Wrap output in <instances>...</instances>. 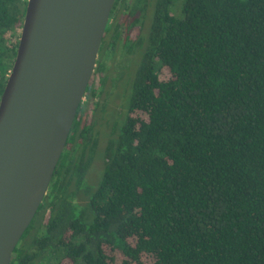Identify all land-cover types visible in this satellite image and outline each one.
Here are the masks:
<instances>
[{"label": "trees", "instance_id": "obj_1", "mask_svg": "<svg viewBox=\"0 0 264 264\" xmlns=\"http://www.w3.org/2000/svg\"><path fill=\"white\" fill-rule=\"evenodd\" d=\"M27 4L0 0V100ZM122 26L141 50L111 127L98 84L128 48ZM11 264H264V0L115 1Z\"/></svg>", "mask_w": 264, "mask_h": 264}, {"label": "water", "instance_id": "obj_2", "mask_svg": "<svg viewBox=\"0 0 264 264\" xmlns=\"http://www.w3.org/2000/svg\"><path fill=\"white\" fill-rule=\"evenodd\" d=\"M115 1L28 0L0 100V264H11L45 199Z\"/></svg>", "mask_w": 264, "mask_h": 264}, {"label": "rangeland", "instance_id": "obj_3", "mask_svg": "<svg viewBox=\"0 0 264 264\" xmlns=\"http://www.w3.org/2000/svg\"><path fill=\"white\" fill-rule=\"evenodd\" d=\"M120 62V60L117 61L118 66L114 69L115 71L112 70L111 66H108L102 74L103 81H106V85H104L105 87L101 86V84H98L99 95L103 97L102 100H105V104L107 105L102 110L108 111V115L106 117L109 119V121H111V123L109 122L110 125H108L111 127H115L116 123L114 122L116 121H120L121 123L125 121V116L129 109V102L132 93V79L135 76L134 69L137 66V64L130 66L131 63L130 60L128 61V59L126 60V65H122ZM96 80H98V78ZM103 88L105 91L104 93L102 92ZM104 95L107 96L104 98ZM95 115L97 116L98 114ZM101 117L106 119L104 116Z\"/></svg>", "mask_w": 264, "mask_h": 264}, {"label": "flooded vegetation", "instance_id": "obj_4", "mask_svg": "<svg viewBox=\"0 0 264 264\" xmlns=\"http://www.w3.org/2000/svg\"><path fill=\"white\" fill-rule=\"evenodd\" d=\"M111 20V16H110V19L109 21ZM118 24L120 23L117 22ZM121 38H123V40H128V48L125 49L124 53L123 51L121 52V55L120 57L117 59L118 61L120 60V64L122 65H126V60L128 59V61L130 60V66L134 65L135 64V61H137V56L139 55V51L141 50V47H139V43H135V39L139 37V33L137 32V29L134 28V29H125V27H121ZM140 49V50H139ZM100 52V51H99ZM99 57V55H98ZM98 61V60H97ZM124 62V64H123ZM97 66V64H96ZM96 69V67H95ZM95 73V71H94ZM94 77V75H93Z\"/></svg>", "mask_w": 264, "mask_h": 264}]
</instances>
